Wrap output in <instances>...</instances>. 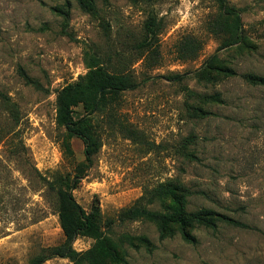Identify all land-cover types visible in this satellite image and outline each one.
<instances>
[{
    "label": "rangeland",
    "instance_id": "obj_1",
    "mask_svg": "<svg viewBox=\"0 0 264 264\" xmlns=\"http://www.w3.org/2000/svg\"><path fill=\"white\" fill-rule=\"evenodd\" d=\"M228 2L241 15L234 34L209 30L216 0H0V264H34L63 243L56 191L72 186L87 211L98 199L101 229L118 245L105 264H264V85L244 78L264 76V0ZM153 22L154 65L139 46ZM187 36L202 47L181 58ZM86 51L135 83L104 109L73 106L100 144L90 162L83 140L56 121L57 95L89 71ZM169 180L191 191L188 210L249 227L216 219L188 241L179 230L161 237L145 218L119 221L146 188ZM96 241L75 239L84 264L97 263ZM48 256L44 264H75Z\"/></svg>",
    "mask_w": 264,
    "mask_h": 264
},
{
    "label": "trees",
    "instance_id": "obj_2",
    "mask_svg": "<svg viewBox=\"0 0 264 264\" xmlns=\"http://www.w3.org/2000/svg\"><path fill=\"white\" fill-rule=\"evenodd\" d=\"M84 5H92V0H86ZM219 11L210 19L208 28L211 32L220 34L239 31L242 27L239 10L229 4L228 0H216ZM148 36L141 41L148 51V58L152 59V65L158 63L159 47L157 44L156 23L147 25ZM202 43L194 37L187 36L179 42L178 54L181 58L193 57L201 49ZM88 72L76 83L65 86L56 97V121L59 126L65 128L69 135H77L84 144L86 159L90 162L92 155L99 149V142L93 137L88 129L86 116L75 119L73 116V106L82 102L90 105V110H101L106 107L108 95L120 93V91L135 85L134 81L126 74L111 72L102 65V58L89 52L84 55ZM27 83L39 86V82L23 72ZM175 75L174 77H178ZM244 78L253 84L264 85V76L256 74H244ZM126 128V125H124ZM131 136L137 137V130L131 127L127 130ZM76 182H73V184ZM72 187L58 188L57 205L60 225L63 230L64 241L62 244L51 249L48 255L69 257L75 264L83 263V253L73 247L75 239L79 235H88L96 238V245L93 250L97 251L98 260L95 264H105V256L114 257L119 251L116 241L104 235L100 216L98 199L92 204V208L87 211L75 198ZM191 191L180 183L171 180L160 182L155 186L146 188L143 194L130 206L120 210L118 219L121 222L134 221L145 218L159 225L160 236L173 235L179 230L182 236L188 241H195L191 230L199 225H213L216 219L225 220L233 225L249 227L246 223L227 215L219 214L210 209L188 210V195ZM161 203L164 210L155 209L149 205ZM167 203V204H164ZM125 241L131 242L129 235L124 236ZM144 241L150 243L146 237ZM48 255H38L34 258V264H44ZM114 255V256H113Z\"/></svg>",
    "mask_w": 264,
    "mask_h": 264
}]
</instances>
